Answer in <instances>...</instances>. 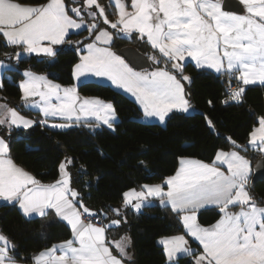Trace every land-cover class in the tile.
Instances as JSON below:
<instances>
[{
    "label": "snow or ice",
    "instance_id": "1",
    "mask_svg": "<svg viewBox=\"0 0 264 264\" xmlns=\"http://www.w3.org/2000/svg\"><path fill=\"white\" fill-rule=\"evenodd\" d=\"M114 2L118 9L116 21L108 20L97 0H84V6L99 9L103 22L112 29L119 28L125 34L136 30L142 39L146 36L167 64L152 71L130 67L110 47L99 46L111 44L112 35L104 29L97 32L94 20L87 28L90 33L96 32L95 39L78 49L82 54L72 69L78 82L90 76L106 77L135 97L145 117L157 118L161 123L169 113H186L192 107L185 91V82L190 85L192 78L184 75L181 63L185 57L194 60L197 67H208L242 82L223 103H239L244 86L264 84V0H239L243 6L239 12L224 10V0H131L132 11L127 10L125 0ZM81 11L79 7L69 9L65 0H47L43 4L0 0V35L7 45L55 56L54 46L65 43L70 30L85 25ZM150 59L160 63L155 56ZM23 75L25 79L19 83L21 98L26 106L43 113L42 124H47L48 118L60 117L67 123L51 127L67 128L72 126L73 118L78 123L82 117H95L96 126L103 123L113 127V104L97 97H81L75 85L62 86L44 75L27 70ZM0 113V125L7 122L9 126L22 124L28 128L34 123L6 105L0 104ZM207 124L214 127L211 120ZM258 125L249 133L248 146H259L264 152V116L258 118ZM227 139L234 149L246 150L247 146ZM71 163L72 159L66 157L58 166L59 178L44 183L9 158V146L0 138V198L18 203L26 217H44L54 212L71 231L70 239L31 257L32 264H123V257L128 256L126 245L116 242L119 256L114 255L105 237L106 228L119 226L121 221L111 220L106 226L84 222V214L95 217L96 213L84 205L80 193L71 186ZM224 166L226 170H222ZM249 175L250 161L237 150H218L210 163L181 156L174 173L160 183L125 191L123 207L131 206L140 212L143 207L154 206L152 198H158L161 207L170 206L173 212L183 213L179 218L187 234L202 246L194 264H264V206L248 191ZM206 206H215L220 218L205 227L198 222L197 212ZM236 206L239 211L230 210ZM112 211L120 215V209ZM124 239L130 243V238ZM159 243L164 246L169 264L178 253L191 256L194 251L184 235L161 238ZM14 250L15 245L0 234V264H17L10 255Z\"/></svg>",
    "mask_w": 264,
    "mask_h": 264
},
{
    "label": "trees",
    "instance_id": "2",
    "mask_svg": "<svg viewBox=\"0 0 264 264\" xmlns=\"http://www.w3.org/2000/svg\"><path fill=\"white\" fill-rule=\"evenodd\" d=\"M100 1L113 21L117 16L115 6L110 0ZM19 2L43 4L47 0ZM83 2L65 0L69 9L74 6L83 8ZM69 13L75 16L71 11ZM87 19L89 22L98 20ZM98 27H108L113 33L114 49L132 45L146 55L148 51L153 52L160 61L158 65L166 66L167 60L139 33L132 32L126 37L102 22ZM89 35L87 27L71 33L65 43L57 47L52 59L35 54L17 57L16 46L7 45L0 37V59L10 60L15 67L3 78L0 104L4 102L8 107L37 118V112L27 110L22 104L19 83L24 70L45 73L61 85L70 86L74 83L73 66L80 57L77 47L89 41L93 34ZM185 71L192 78L187 87L188 98L197 111H174L167 117L165 125L141 121L142 110L132 98L110 85L94 81L81 83L79 93L98 96L114 104L118 121L113 130L104 125L88 126L93 125V121H83L65 130L47 128L40 121L28 130H9L0 125V135L8 140L13 160L44 183L58 179L61 161L66 157L72 159L68 165L71 186L80 193L84 205L102 217V224L108 225L112 219L121 221L119 226L107 227L108 235L114 238L124 234L130 236L135 256L133 264H168L164 248L157 240L183 233L185 228L179 218L181 214L173 212L170 207H161L157 199L154 206L144 207L140 212L131 207L122 208L125 191L158 183L172 175L181 156L210 163L218 150L234 148L227 139L229 137L237 144L247 146L246 150H239L253 164L263 156L261 151L251 149L248 141L258 118L264 116V84L246 86L245 97L239 103H223L227 99L228 86L238 80L227 74L217 75L201 69L192 62L186 63ZM206 118L214 127H209ZM248 191L260 206H264L261 203L264 202V179L254 184L250 181ZM112 209H120V215ZM219 218L216 207L198 212V221L205 226ZM0 229L15 245L11 254L24 261H30L35 253L46 247L71 238L70 228L54 212L44 217H26L15 204L0 205ZM190 245L195 249L193 254L180 256L174 264H194V256L202 247L192 239Z\"/></svg>",
    "mask_w": 264,
    "mask_h": 264
},
{
    "label": "rangeland",
    "instance_id": "3",
    "mask_svg": "<svg viewBox=\"0 0 264 264\" xmlns=\"http://www.w3.org/2000/svg\"><path fill=\"white\" fill-rule=\"evenodd\" d=\"M111 1V0H110ZM239 1V0H238ZM97 2L99 3V5L101 6V7H103L104 8V12H105V15L107 16V18H108V20L109 21H112L110 18H109V16H108V14H107V10H106V7H105V5L100 1V0H97ZM84 3V2H83ZM111 3L115 6V2H114V0H112L111 1ZM125 3H126V5H128V2L125 0ZM74 7H79V6H74ZM243 7V6H242ZM80 8V7H79ZM82 9V11H81V16L83 17V19H84V21H85V25L81 28V29H74V30H72V31H74V32H78V31H81V30H83V29H85L86 27H87V24H90V23H92L93 21H91V22H89L88 20H87V18H89V19H91V18H96V19H98L97 21L95 20V22L98 24V25H100V23L102 22V23H104L103 22V17H101L100 15H99V9H97L95 6H92L91 8H85V6H83V8H81ZM115 9L117 10L116 12H117V14H118V9H117V7L115 6ZM89 12H95L97 15L95 16V17H92V16H89L88 15V13ZM87 15V16H86ZM86 16V17H85ZM74 18H76V19H79V17H75L74 16ZM105 24V23H104ZM106 25H108V26H110V24H106ZM100 29H104V30H107V31H110V29L108 28V27H98V29L96 30L97 32L100 30ZM93 34V35H92ZM95 34H96V32H92V33H90V35H89V37L92 35V40H94V38H95ZM145 38V40L147 41V38L146 37H144ZM91 42H93V41H85V43L84 44H87V43H91ZM147 44L149 45V46H151V44H150V42H148L147 41ZM82 47V45L81 46H78L77 47V50L79 49V48H81ZM103 47V46H102ZM145 47V46H144ZM16 48H17V50H18V53H19V56H17V57H23V56H29V55H31V54H35V53H28V52H26V51H24L23 50V48L22 47H20V46H16ZM151 48H153L152 46H151ZM112 50V49H111ZM153 50H155V51H157L159 54H160V56H162V54L159 52V50L158 49H156V48H153ZM113 51V50H112ZM78 52H79V55H81L82 54V52L81 51H79L78 50ZM115 53H116V51H114ZM148 53H149V55H150V57H153V56H155V54L153 53V52H149L148 51ZM117 54V53H116ZM35 55H37V54H35ZM117 55H119V54H117ZM41 56H44V57H47V58H50V59H52L53 58V56H46V55H43V54H41ZM122 59H124L121 55H119ZM52 57V58H51ZM156 57V56H155ZM166 59V58H165ZM125 60V59H124ZM79 62V61H78ZM77 62V63H78ZM125 62L126 63H128L127 62V60H125ZM188 62H192V63H194V65H196V62L194 61V60H192L190 57H185V60L184 61H182L181 63H183L184 64V75H188V76H190L186 71H185V65H186V63H188ZM129 64V63H128ZM129 66L130 67H133V66H131L130 64H129ZM162 67H164V66H162ZM15 67H14V65H13V63L10 61V60H7V59H0V85H2V83H3V78L4 77H7L8 75H9V71L10 70H13ZM134 68V67H133ZM199 68H201V69H205V70H209V71H212V72H214V73H216L217 75H219V74H225V73H217L214 69H210V68H208V67H199ZM135 69V68H134ZM135 70H137V69H135ZM155 70V69H154ZM26 70H24V72H25ZM27 71H31V72H33V73H35V74H38V75H44V76H46L47 77V79H49V80H51V81H53L54 83H58V84H60L59 82H57L55 79H53L52 77H49V75H47V74H45V73H38V72H35V71H32V70H27ZM146 71H149V70H146ZM23 72V73H24ZM238 75V74H237ZM24 76V75H23ZM23 79H25V77H23ZM22 79V80H23ZM21 80V81H22ZM86 81H94V82H98V83H102V84H106V85H110V86H112L114 89H116V90H118V91H120V92H122V93H124L125 95H127V96H129V95H132L131 93H128V92H126L125 90H123V89H121V88H117L115 85H113L112 83H111V81L110 80H108L106 77H95V76H90V77H88L87 78V80H85L84 78H81V81L80 82H78L75 78H74V83L73 84H71L70 86H73V85H75L76 87H77V91H78V93H79V85L81 84V83H83V82H86ZM61 85V84H60ZM188 83L187 82H185V91L187 90V87H188ZM250 85H262L260 82H256V83H254V84H250ZM62 86H64V85H62ZM246 86H249V85H246ZM67 87V86H66ZM79 95L81 96V97H97V98H99V99H101V100H103V101H105V102H108V103H111V104H113L111 101H106V100H104V99H102L101 97H98V96H84V95H82V94H80L79 93ZM130 97V96H129ZM131 98V97H130ZM38 99V98H37ZM2 105H6L4 102H2L1 103ZM22 104H23V106L27 109V110H29V111H33V112H37L36 113V116H37V118L36 117H33L32 115H29V114H26V113H23L21 110H19V109H17V108H14L18 113H19V115H21V116H23L25 119H28V120H32V121H34V123L30 126V127H28V128H25L22 124H19V125H11V126H9V124L6 122L5 124H2V128L3 127H6V128H8L9 130H21V129H25V130H28V129H30V128H32L35 124H36V122L37 121H40V123H41V121H43L44 119H45V117H44V115H43V113L38 109V108H34V107H30V106H26V104H25V102L22 100ZM7 106V105H6ZM113 106H114V104H113ZM8 107V106H7ZM8 108H13V107H8ZM114 109H115V107H114ZM193 109H195V106H193L192 105V107L190 108V110L187 112V113H193V112H191V111H193ZM115 114H116V119H115V121L113 122V127L112 128H109V129H115V123L118 121V115H117V113H116V110H115ZM1 115H3V113H1ZM87 118H93V119H95V117H86V118H84V117H82L81 118V120L77 123L76 121H75V118H73V121L71 122V124H72V126L71 127H74V126H76V125H79L81 122H83V121H85V122H87V121H89V120H84V119H87ZM141 121H143V122H146V123H159V124H161V125H165V123H166V120H167V117H166V120H165V122H163V123H161L157 118H149V117H145L144 115H142V117H141V119H140ZM93 122H94V124L92 125V126H94V127H99V126H101V125H104L103 123H99V126H96V124H97V121L96 120H92ZM61 124V123H67V121H65L64 119H62V118H60V117H56V118H48V120H47V124H43L45 127H47V128H50V129H53V130H65V129H69V128H71V127H67V128H53V127H51V125L52 124ZM88 125V124H87ZM89 126V125H88ZM104 126H106V127H108L107 125H104ZM142 210H143V208H142ZM230 210L231 211H233V212H236V211H239V206H236V207H231L230 208ZM181 214V213H180ZM182 215V214H181ZM112 220H114V219H112ZM184 235L185 236V239H187L188 240V243L190 242V239L186 236V234H184V232H183V234L182 233H179V235ZM175 235H177V234H175ZM126 238H129L128 236H126ZM189 245H190V243H189ZM194 251H195V249L193 248V247H191ZM193 251V252H194ZM202 251V250H201ZM199 254V253H198ZM176 262V261H175ZM175 262H173L172 264H174Z\"/></svg>",
    "mask_w": 264,
    "mask_h": 264
},
{
    "label": "crops",
    "instance_id": "4",
    "mask_svg": "<svg viewBox=\"0 0 264 264\" xmlns=\"http://www.w3.org/2000/svg\"><path fill=\"white\" fill-rule=\"evenodd\" d=\"M112 1V0H111ZM240 7L242 8V5H240ZM127 10L128 11H132V9H131V0L128 2V5H127ZM227 11V10H226ZM70 14V13H69ZM70 15H72V14H70ZM118 19V14H117V16H116V18L113 20V21H116ZM88 20V19H87ZM117 30H119V28H117ZM120 31V30H119ZM79 32V31H78ZM110 33H111V35H112V42H111V44H109V45H103V44H101V45H99V46H103V47H110L113 51H116L117 49H114V47H113V41H114V36H113V33L111 32V31H109ZM121 32V31H120ZM132 32H137L138 33V31H136V30H132L130 33H132ZM71 33H74V31H72V30H70V34ZM130 33L129 34H125V33H123V34H125L126 35V37H128L129 35H130ZM69 34V35H70ZM68 35V36H69ZM67 36V37H68ZM0 37H2L3 38V36L2 35H0ZM67 37H66V39H67ZM146 37V36H145ZM93 39V38H92ZM92 39H90V41H93ZM95 39V38H94ZM3 40H5L4 38H3ZM58 46H60V45H55L54 46V48H55V50H57V47ZM147 56L149 57V58H151L150 57V55L149 54H147ZM156 67H162V66H159V65H157V66H154V67H151V68H145V69H137V71H146V70H149V71H152V70H154ZM136 69V68H135ZM50 77V76H49ZM186 93H187V90H186ZM137 104H138V102L136 101V99H135V97L133 96V95H129ZM192 105V104H191ZM138 106H139V104H138ZM140 107V106H139ZM140 109H141V107H140ZM142 110V109H141ZM197 111V109L195 108V109H193V111H191V112H196ZM187 113V112H186ZM142 114H143V111H142ZM170 114V113H169ZM84 120H89V121H92V120H95V119H93V118H87V119H84ZM259 125L257 124L255 127H258ZM0 138H3L5 141H6V143L8 144V146H9V142H8V140L5 138V137H3V136H1L0 135ZM251 149H256V150H259V146H257V147H252V146H249ZM231 150H237V151H240L239 149H234V148H232V149H230V150H225V151H231ZM260 151V150H259ZM261 153H262V157H264V152H262L261 151ZM240 154L241 155H243V156H245L241 151H240ZM9 158H11L12 160H13V158L11 157V155H10V149H9ZM245 158L246 159H248L249 161H250V175H249V182L251 181V178H252V176H253V174H254V164L252 163V161L248 158V157H246L245 156ZM13 162L17 165V166H19V167H21V168H23L24 170H26V171H28L27 169H25L24 167H22L21 165H19V164H17L14 160H13ZM222 170H226V166H224L223 168H222ZM29 172V171H28ZM29 173H31V172H29ZM32 174V173H31ZM33 175V174H32ZM161 182V181H160ZM160 182H158V183H160ZM153 184H156V183H153ZM140 188H141V186H139V187H136L135 189H137V190H140ZM158 200V198H152V201L154 202L155 200ZM3 204H15V205H17L18 207H19V205H18V203H15V202H8V201H5V200H3L2 198H0V205H3ZM77 207H79V206H77ZM128 207H131V206H128ZM170 207V206H169ZM211 207H215V206H206L205 208H203V209H206V208H211ZM122 208H124L123 207V203H122ZM132 208V207H131ZM144 208V207H143ZM134 210V209H133ZM202 210V209H201ZM200 211V210H199ZM198 211V212H199ZM198 212H197V218H198ZM182 215H183V213H181ZM37 216H39L38 214H33L32 216H30V217H37ZM83 218V217H82ZM83 220H84V218H83ZM84 222L85 223H87L85 220H84ZM199 222V221H198ZM66 223V222H65ZM109 224V223H108ZM214 224V223H213ZM98 225H100V226H106L105 224H102V223H98ZM202 225V224H201ZM202 226H205V225H202ZM207 226H209V225H207ZM206 227V226H205ZM0 234H3L4 236H6L8 239H9V237L4 233V232H2V230L0 229ZM183 234V233H182ZM184 234H186V236L191 240H194V238H192L189 234H187V232H186V229H185V232H184ZM177 235H179V234H177ZM181 235V234H180ZM126 236H128L129 238H130V236L128 235V234H124V235H122V236H120V237H110L109 235H108V230H107V228H106V233H105V237H106V244H107V246L112 250V252H113V254L114 255H118L119 256V253H118V250L116 249V247H115V243L116 242H122L123 244H125L126 245V247H125V251L127 252V254H128V256H126V257H123V264H133V262H134V258H135V256H134V251H133V248H132V241H131V238H130V243L128 242V239H124L123 241H122V237H124V238H126ZM171 236H175V235H171ZM171 236H163V237H160V238H158V243H159V241L161 240V238H166V237H171ZM9 241L11 242V244H13L12 243V241L9 239ZM195 241V240H194ZM197 243H199L198 241H196ZM190 243V242H189ZM189 243H188V247H190L191 248V245H189ZM160 244V243H159ZM160 245H162V244H160ZM52 246V245H51ZM51 246H49V247H51ZM163 246V245H162ZM202 247V246H201ZM46 248H48V247H46ZM46 248H44V249H42L41 251H43V250H45ZM163 248H164V246H163ZM192 249V248H191ZM40 252V251H39ZM39 252H37V253H35V254H38ZM201 252V251H200ZM34 254V255H35ZM57 254H59V253H57ZM10 255H12L11 254V252H10ZM33 255V256H34ZM183 255H186V254H184V253H178L177 254V256L176 257H174V259H173V262H175L180 256H183ZM196 255H198V253L196 254ZM195 255V256H196ZM195 256H194V258H195ZM128 257H130V259L128 258ZM16 260V262H17V264H32V261L30 260V261H24V260H17V259H15ZM172 262V263H173ZM167 263L169 264V261L167 260Z\"/></svg>",
    "mask_w": 264,
    "mask_h": 264
},
{
    "label": "water",
    "instance_id": "5",
    "mask_svg": "<svg viewBox=\"0 0 264 264\" xmlns=\"http://www.w3.org/2000/svg\"><path fill=\"white\" fill-rule=\"evenodd\" d=\"M227 11H238L241 9L238 0H224ZM116 53L121 55L127 62L136 69H145L157 66L152 59L139 49L132 45L124 46L116 50ZM264 179V157L259 158L254 164V174L251 178V184Z\"/></svg>",
    "mask_w": 264,
    "mask_h": 264
},
{
    "label": "built area",
    "instance_id": "6",
    "mask_svg": "<svg viewBox=\"0 0 264 264\" xmlns=\"http://www.w3.org/2000/svg\"><path fill=\"white\" fill-rule=\"evenodd\" d=\"M240 86H242V82H240V81H236V82L232 83L231 85H229L228 88H227V98H228V96H229V93H230L232 90H234V89H236V88H238V87H240ZM244 87H245V90H246V86H244ZM244 97H245V92H244V94H243V98H244ZM243 98H242V99H243ZM229 102L236 103V102L231 101V100H229ZM83 218H84V220H85L87 223H88V222H92V223H95V224L102 223V217H101L100 215H96L95 217H91V216H89V215H87V214H84Z\"/></svg>",
    "mask_w": 264,
    "mask_h": 264
}]
</instances>
